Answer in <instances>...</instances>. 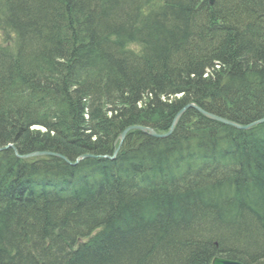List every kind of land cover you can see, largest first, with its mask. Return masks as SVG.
Instances as JSON below:
<instances>
[{
    "label": "trees",
    "instance_id": "trees-1",
    "mask_svg": "<svg viewBox=\"0 0 264 264\" xmlns=\"http://www.w3.org/2000/svg\"><path fill=\"white\" fill-rule=\"evenodd\" d=\"M189 102L264 117V0H0V264H264V123L110 158Z\"/></svg>",
    "mask_w": 264,
    "mask_h": 264
},
{
    "label": "water",
    "instance_id": "water-1",
    "mask_svg": "<svg viewBox=\"0 0 264 264\" xmlns=\"http://www.w3.org/2000/svg\"><path fill=\"white\" fill-rule=\"evenodd\" d=\"M213 2H214V0H209V3H213ZM187 108H194L195 110H197V112H199L200 114H202L203 116H205V117H207V118H209L211 120L217 121V122L222 123V124L227 125V126L234 127L236 129H239V130H248V129H250L251 127H253L255 125L264 123V117L260 118L258 120H255L253 122H250L248 124L235 123V122H233L231 120H228V119H225L223 117L217 116L215 114L209 113V112L203 110L202 108H200L199 106H197V105H195L193 103H188L183 108H181V110L178 112V114H176L175 118L172 121L171 129L175 125L177 120L181 117L182 112L184 110H186ZM135 129L140 130V131L145 132V133H148L151 136H155V137H162V136H165V135L168 134L167 133V134L158 135L155 131H153L150 128H146V127H143V126H136V125L128 126L120 133V135L118 137L119 138V144L115 148L113 155H116V153L118 152V148L120 147V144L123 141V139H124L125 135L127 134V132L130 131V130H135ZM44 155L56 156V157H59V158H61L63 160H66V162H68V163H71V162L67 161V159L65 157H63L62 155H59V154H56V153H52V152H32V153H29V154L22 155L20 157L21 158H31V157L44 156ZM90 156H92V155H90V154L81 155V156L76 158V162H78V160H81L83 158L90 157ZM73 164H75V163H73ZM212 264H241V263H239L237 261L224 259V258H215V259L212 260Z\"/></svg>",
    "mask_w": 264,
    "mask_h": 264
},
{
    "label": "bare ground",
    "instance_id": "bare-ground-1",
    "mask_svg": "<svg viewBox=\"0 0 264 264\" xmlns=\"http://www.w3.org/2000/svg\"><path fill=\"white\" fill-rule=\"evenodd\" d=\"M208 2H209V0H208ZM210 4H212V3H210ZM189 103H193V102H189ZM188 104V103H187ZM187 104H185V105H187ZM193 104H195V103H193ZM196 105V104H195ZM198 106V105H197ZM184 107V106H183ZM182 107V108H183ZM188 109V108H187ZM194 109V108H193ZM181 110V108L176 112V114H178V112ZM186 110H184L183 112H182V114L185 112ZM176 114L173 116V118H172V121H173V119L175 118V116H176ZM181 114V115H182ZM180 119V118H179ZM179 119L177 120V122L179 121ZM176 122V123H177ZM253 122V121H252ZM176 123H175V125H176ZM171 124H172V122H171ZM262 124V123H261ZM175 125L172 127V129H171V125H170V127H169V129L167 130V131H165V132H157V131H155L153 128H151V127H149V126H143V127H146V128H150V129H152L153 131H155L158 135H161V134H167V135H165V136H162V137H155V136H151L150 134H148V133H145V132H143V133H145V134H147V135H149V136H151V137H154V138H165V137H167V136H169L170 134H171V132L173 131V128L175 127ZM259 125V124H258ZM136 126H141V125H136ZM34 128H41L40 126H35ZM135 130H137V129H135ZM140 131V130H139ZM129 132V131H128ZM127 132V133H128ZM142 132V131H141ZM6 147H12L13 149H14V147L11 145V144H8ZM120 148V147H119ZM119 148H118V151H119ZM0 150H1V148H0ZM16 152V151H15ZM114 153V152H113ZM117 154V153H116ZM17 156L18 157H20V156H22V155H18L17 154ZM115 155H112V156H110V158H113ZM95 157H101V158H108L109 156H107V155H105V156H95ZM22 159H28V158H22ZM73 164V163H72ZM54 172H56L57 174H59V176L62 178V179H66V180H70L71 178H70V176H69V174L68 173H66L65 172V170H61V171H59V170H53ZM52 173V172H51ZM36 175H38V174H36ZM51 177H53L52 175H51ZM39 183V182H38ZM34 186H36V184H34ZM43 186H45V185H43ZM29 188H31L32 190H33V184H32V186L30 185L29 186ZM215 258H221V257H213L212 258V260L213 259H215ZM225 259V258H224ZM212 260H211V262L209 263V264H212ZM228 260H232V259H228ZM232 261H236V260H232ZM237 262H239V263H241V264H243L242 262H240V261H237Z\"/></svg>",
    "mask_w": 264,
    "mask_h": 264
},
{
    "label": "rangeland",
    "instance_id": "rangeland-1",
    "mask_svg": "<svg viewBox=\"0 0 264 264\" xmlns=\"http://www.w3.org/2000/svg\"><path fill=\"white\" fill-rule=\"evenodd\" d=\"M82 160V159H81ZM81 160H78V162H76V160L73 162V163H75L74 165H76L77 163H79Z\"/></svg>",
    "mask_w": 264,
    "mask_h": 264
}]
</instances>
